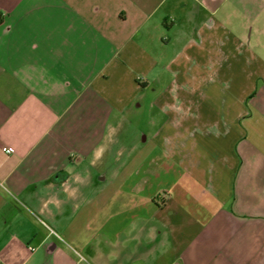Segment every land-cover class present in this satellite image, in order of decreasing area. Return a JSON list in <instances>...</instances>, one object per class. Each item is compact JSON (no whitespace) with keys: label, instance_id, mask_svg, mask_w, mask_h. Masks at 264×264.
Returning <instances> with one entry per match:
<instances>
[{"label":"crops","instance_id":"0c3cea01","mask_svg":"<svg viewBox=\"0 0 264 264\" xmlns=\"http://www.w3.org/2000/svg\"><path fill=\"white\" fill-rule=\"evenodd\" d=\"M0 264H264V0H0Z\"/></svg>","mask_w":264,"mask_h":264},{"label":"rangeland","instance_id":"374dc122","mask_svg":"<svg viewBox=\"0 0 264 264\" xmlns=\"http://www.w3.org/2000/svg\"><path fill=\"white\" fill-rule=\"evenodd\" d=\"M169 81H171V78L166 76L163 79L162 84L167 85ZM155 113L158 112L154 110L152 111V109H150L147 106L145 100L143 101L138 100L136 105L132 106L129 109V111H126L125 114L126 122L123 125V129H122L123 132L118 139V145L125 146L126 142L127 144H129L132 140V137L136 135L138 136V133L141 132V129L145 127V121H144L145 117L148 114H155ZM126 133L127 135L125 136Z\"/></svg>","mask_w":264,"mask_h":264},{"label":"built area","instance_id":"2783aa9c","mask_svg":"<svg viewBox=\"0 0 264 264\" xmlns=\"http://www.w3.org/2000/svg\"><path fill=\"white\" fill-rule=\"evenodd\" d=\"M3 150H4L6 153H8V154L11 153V151H10L8 148H4Z\"/></svg>","mask_w":264,"mask_h":264}]
</instances>
